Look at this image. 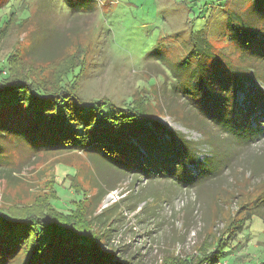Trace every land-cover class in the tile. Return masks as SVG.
Returning a JSON list of instances; mask_svg holds the SVG:
<instances>
[{
  "label": "rangeland",
  "instance_id": "obj_1",
  "mask_svg": "<svg viewBox=\"0 0 264 264\" xmlns=\"http://www.w3.org/2000/svg\"><path fill=\"white\" fill-rule=\"evenodd\" d=\"M230 13L255 26L253 0H0V70L9 55L14 77L46 90L57 88L65 72L64 83L84 103L105 97L131 108L142 99L149 121L183 135L195 157L177 167V176L164 171L149 179L82 152L35 155L16 145L8 148L10 168L0 169L5 209L32 207L55 194L51 205L71 211L81 194L73 184L78 169L87 196L100 184V198L90 205L98 199L91 217L105 252L134 264H205L207 248L224 239L228 222L235 225L243 208L264 203V109L244 117L258 133L243 144L212 123L188 125L184 118L195 117L182 95L198 79H218L225 56L233 55L236 70L251 77L235 93L239 106L247 90L264 93V76L252 70L256 60L241 57L230 41ZM255 210L264 214V205ZM236 237L239 247L229 257L264 264V216L253 215Z\"/></svg>",
  "mask_w": 264,
  "mask_h": 264
},
{
  "label": "trees",
  "instance_id": "obj_2",
  "mask_svg": "<svg viewBox=\"0 0 264 264\" xmlns=\"http://www.w3.org/2000/svg\"><path fill=\"white\" fill-rule=\"evenodd\" d=\"M253 7L258 14L252 27L242 18L229 14V38L241 57L256 60L252 70L264 76V0H253ZM9 58L7 55V67L0 70V169L3 171L10 168L7 167L8 154L16 145L35 155L82 152L92 162L99 160L108 168L149 179L164 176V171L168 176H177L178 166L195 162L183 135L167 132L154 120L149 121L151 111L144 107L142 99L135 101V107L131 108L130 103L125 102L115 106L105 97L84 103L73 93L74 87L64 83L65 72L57 88L46 90L31 78L14 77L9 71ZM232 58L233 55L221 58L219 78L214 82L209 84L198 79L184 92L185 106L191 108L187 112L195 118L185 115L190 121L182 119V122L188 125L201 120L212 123L235 142L243 144L258 133L244 117H251L256 109H264V93L255 90L250 94L247 90L244 103L238 105L235 93L243 86V79L250 81L251 77L237 71ZM162 132H166L168 138L162 137ZM8 148H12L10 152ZM77 174L78 169L73 184L81 192L80 199L69 212L51 205L55 194L49 200L33 202L32 207L17 204L10 211L5 209V204L9 205L5 200L0 202V264H134L116 255L114 250L102 249L104 237L94 227L91 217L98 199L97 204L90 205L96 195L100 198L97 194L100 184H95V191L87 196ZM4 178L0 176V180ZM263 205L257 200L252 209L243 208L235 225L234 221L228 222L224 239L219 237L214 248H207L203 262L241 264L236 263L238 255L229 257L239 247L236 236L248 227L253 215L264 216L255 210Z\"/></svg>",
  "mask_w": 264,
  "mask_h": 264
}]
</instances>
